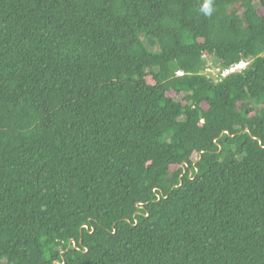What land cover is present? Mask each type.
Returning <instances> with one entry per match:
<instances>
[{
  "label": "trees",
  "instance_id": "1",
  "mask_svg": "<svg viewBox=\"0 0 264 264\" xmlns=\"http://www.w3.org/2000/svg\"><path fill=\"white\" fill-rule=\"evenodd\" d=\"M252 1L0 0V264H264Z\"/></svg>",
  "mask_w": 264,
  "mask_h": 264
},
{
  "label": "built area",
  "instance_id": "2",
  "mask_svg": "<svg viewBox=\"0 0 264 264\" xmlns=\"http://www.w3.org/2000/svg\"><path fill=\"white\" fill-rule=\"evenodd\" d=\"M212 65L214 67L213 64H211L210 62L206 63V66L203 70V74L206 76V75H209L208 73H210L212 75V77H209V76H206L214 81H219L220 79H223L225 77H227L229 74L231 73H235L237 71H244L247 69V66L248 64L245 62V61H241L240 63L238 64H235V65H232L228 68H224L222 69L221 66H217L216 69L213 68ZM177 76H182L183 73L179 70H176L174 72Z\"/></svg>",
  "mask_w": 264,
  "mask_h": 264
},
{
  "label": "rangeland",
  "instance_id": "3",
  "mask_svg": "<svg viewBox=\"0 0 264 264\" xmlns=\"http://www.w3.org/2000/svg\"><path fill=\"white\" fill-rule=\"evenodd\" d=\"M252 7L254 8H258L260 6L259 2L253 0L252 2H250V4ZM248 4H244L242 5L240 8H238L237 10H235L236 16H239L240 18H242L244 16V13L247 9ZM138 37H139V41L142 43V45L146 48V50L150 53H159L160 52V48L157 46V44L155 42L149 41L147 40V38L145 37V35L143 33H138ZM212 66V65H210ZM219 66L218 64L215 65L213 68L216 69V67ZM209 77H212V75L210 73H208ZM253 102H264V97H262L260 100H254ZM51 246L45 245L44 247V252H47L50 249Z\"/></svg>",
  "mask_w": 264,
  "mask_h": 264
},
{
  "label": "clouds",
  "instance_id": "4",
  "mask_svg": "<svg viewBox=\"0 0 264 264\" xmlns=\"http://www.w3.org/2000/svg\"><path fill=\"white\" fill-rule=\"evenodd\" d=\"M200 12H202L205 16H210L212 14V0H204L200 7ZM178 69H175V71ZM174 71V72H175Z\"/></svg>",
  "mask_w": 264,
  "mask_h": 264
},
{
  "label": "water",
  "instance_id": "5",
  "mask_svg": "<svg viewBox=\"0 0 264 264\" xmlns=\"http://www.w3.org/2000/svg\"><path fill=\"white\" fill-rule=\"evenodd\" d=\"M247 132H248V131H247ZM248 133H249V132H248ZM225 134H227V133L225 132ZM249 134H250V133H249ZM250 136H251V135H250ZM251 138L254 139V140H257V141L259 142V144H261V142H260V140H259L258 138H255V137H253V136H251ZM180 184H181V182H180ZM71 243L75 244V241L72 240Z\"/></svg>",
  "mask_w": 264,
  "mask_h": 264
}]
</instances>
